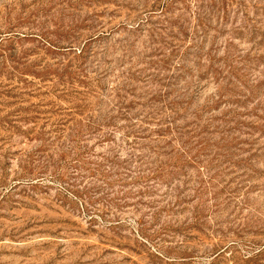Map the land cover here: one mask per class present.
Returning a JSON list of instances; mask_svg holds the SVG:
<instances>
[{
    "label": "rangeland",
    "instance_id": "374dc122",
    "mask_svg": "<svg viewBox=\"0 0 264 264\" xmlns=\"http://www.w3.org/2000/svg\"><path fill=\"white\" fill-rule=\"evenodd\" d=\"M0 264H264V0H0Z\"/></svg>",
    "mask_w": 264,
    "mask_h": 264
}]
</instances>
